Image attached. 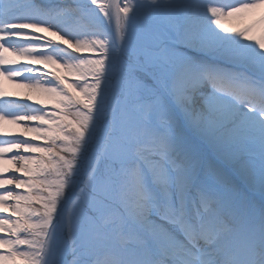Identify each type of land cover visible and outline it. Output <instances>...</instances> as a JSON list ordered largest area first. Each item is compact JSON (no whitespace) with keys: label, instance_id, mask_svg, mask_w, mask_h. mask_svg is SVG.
<instances>
[{"label":"snow or ice","instance_id":"1","mask_svg":"<svg viewBox=\"0 0 264 264\" xmlns=\"http://www.w3.org/2000/svg\"><path fill=\"white\" fill-rule=\"evenodd\" d=\"M0 264H264V0H0Z\"/></svg>","mask_w":264,"mask_h":264},{"label":"bare ground","instance_id":"2","mask_svg":"<svg viewBox=\"0 0 264 264\" xmlns=\"http://www.w3.org/2000/svg\"><path fill=\"white\" fill-rule=\"evenodd\" d=\"M241 23H242V21L230 19V20L225 21V27H239L241 25ZM7 85H8V88L10 91H17L18 90L15 88L14 85H12L9 82H7ZM237 183L240 184L241 189L244 188V185L240 181H237Z\"/></svg>","mask_w":264,"mask_h":264}]
</instances>
